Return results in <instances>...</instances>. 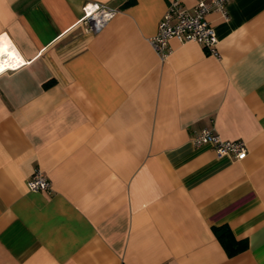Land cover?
I'll use <instances>...</instances> for the list:
<instances>
[{
	"label": "crops",
	"instance_id": "crops-1",
	"mask_svg": "<svg viewBox=\"0 0 264 264\" xmlns=\"http://www.w3.org/2000/svg\"><path fill=\"white\" fill-rule=\"evenodd\" d=\"M173 1L0 0V264H264V0L208 15L218 58L173 39L162 60ZM92 2L118 11L98 34Z\"/></svg>",
	"mask_w": 264,
	"mask_h": 264
},
{
	"label": "built area",
	"instance_id": "built-area-1",
	"mask_svg": "<svg viewBox=\"0 0 264 264\" xmlns=\"http://www.w3.org/2000/svg\"><path fill=\"white\" fill-rule=\"evenodd\" d=\"M231 0H200L192 11L182 6L181 0H174L161 20L158 34L150 40L154 50L162 60L166 59L171 50L170 40L182 44L197 43L205 48L211 56L219 57L218 36L215 28L207 17L213 12H219L227 17V7ZM118 11L107 4L88 3L83 7L82 22L90 32L98 34L117 16ZM6 69L12 67L6 65ZM13 69V68H12ZM195 146H212L218 158H231L243 161L248 156V146L244 141H225L214 130H203L193 141ZM32 192H48L51 182L47 176L38 170L28 181Z\"/></svg>",
	"mask_w": 264,
	"mask_h": 264
},
{
	"label": "trees",
	"instance_id": "trees-1",
	"mask_svg": "<svg viewBox=\"0 0 264 264\" xmlns=\"http://www.w3.org/2000/svg\"><path fill=\"white\" fill-rule=\"evenodd\" d=\"M218 240L225 248L228 256L233 257L238 253L245 251L248 243L247 242H237L231 235L229 230H217L216 231Z\"/></svg>",
	"mask_w": 264,
	"mask_h": 264
},
{
	"label": "bare ground",
	"instance_id": "bare-ground-1",
	"mask_svg": "<svg viewBox=\"0 0 264 264\" xmlns=\"http://www.w3.org/2000/svg\"><path fill=\"white\" fill-rule=\"evenodd\" d=\"M9 55H10V57L12 56L11 58H16V55H15L13 52H9ZM1 59H2V58L0 57V67H2V65H3V64L1 63V62H3ZM11 65H12V64H11Z\"/></svg>",
	"mask_w": 264,
	"mask_h": 264
}]
</instances>
